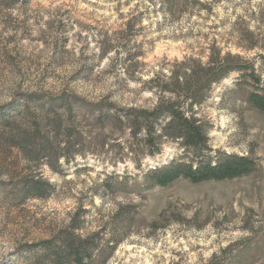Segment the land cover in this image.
<instances>
[{"label":"rangeland","instance_id":"1","mask_svg":"<svg viewBox=\"0 0 264 264\" xmlns=\"http://www.w3.org/2000/svg\"><path fill=\"white\" fill-rule=\"evenodd\" d=\"M165 1L174 3L172 13L164 11V0H0V107L14 102L25 110L22 94L38 92L150 108L158 100L151 78L186 57L206 63L214 49L253 65L264 93V0ZM237 77L231 73L194 108L209 124L213 151L257 159L259 171L232 180L180 178L165 187L130 190L142 172L128 157L117 166L112 161L127 152L128 136L109 117L100 127L97 113L83 104L60 110V140L63 146L72 137V152L82 150L85 157L75 153L74 161L61 159L54 170L5 148L0 128V183L17 185L20 174L30 172L55 186L50 197L21 205L0 187V264H31L22 246L68 225L75 213L79 233L87 235L111 226L117 210L127 212L131 205L132 229L121 231L124 240L107 264H220L224 256L221 264H264L261 242L246 255H226L229 245L264 235V114L245 99L254 89L250 79L238 85ZM182 151L166 142L143 167ZM113 172L130 179L127 189L104 187Z\"/></svg>","mask_w":264,"mask_h":264},{"label":"trees","instance_id":"2","mask_svg":"<svg viewBox=\"0 0 264 264\" xmlns=\"http://www.w3.org/2000/svg\"><path fill=\"white\" fill-rule=\"evenodd\" d=\"M163 5L164 11L173 12V2L164 0ZM233 72L238 73V85L250 79L254 89L247 93L245 99L250 108L264 114V93L258 89L260 78L256 75L254 66L244 63L239 55H222L220 49H214L206 63L194 57H186L175 61L167 73L162 72L151 78L149 88L158 95V100L150 108L119 107L115 103L104 101L92 103L73 94L47 97L38 92L24 93L25 110L14 102L0 107V128L6 134L1 142L5 148H16L19 156L29 164H45L53 170L60 165L61 159L66 162L74 161L75 153L85 157L82 150L72 152V137L67 139L68 135L64 134L67 140L63 141V146L60 140V128L63 125L60 110L72 112L78 104H83L92 114L97 113L96 120L100 127H104L102 121L109 117L112 127L128 136L127 152L111 159L117 166L119 161L125 163V157H128L142 172L141 182L133 180L130 190L165 187L180 178L201 183L248 176L259 171L257 159L250 155L213 151L209 124L194 112L196 106L210 98L215 86ZM31 103L38 109H32ZM166 142L177 144L183 149L180 157H172L164 163L144 168V159L161 154ZM119 178V174L113 172L105 180L104 187L110 191L120 187L127 189L130 179L127 176L121 180ZM13 183L14 180L1 182L0 187L18 205L27 200L46 199L55 191L54 184L41 173L22 172L17 185L10 186ZM123 209L121 206L117 210L111 226H103L87 235L79 233L82 229L80 212L75 213L68 225L46 238L24 244L22 249L31 264H107L117 246L124 240L125 236L121 231L128 233L132 229L135 207L131 205L127 212ZM129 211L131 215H128ZM107 233L110 236H106ZM246 241L229 245L228 250L226 249L229 253L226 255L233 251H236L235 257L246 255L258 243L264 245V235L257 242ZM233 246L237 249L232 250ZM221 260L218 263L227 261V257L224 256ZM243 261L240 260L239 263ZM255 262L252 259L245 264ZM216 263L217 260L210 264Z\"/></svg>","mask_w":264,"mask_h":264}]
</instances>
